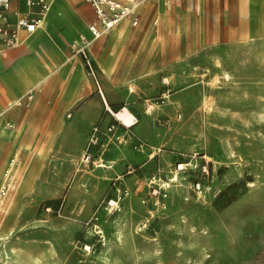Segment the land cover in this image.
Returning <instances> with one entry per match:
<instances>
[{"label":"rangeland","instance_id":"374dc122","mask_svg":"<svg viewBox=\"0 0 264 264\" xmlns=\"http://www.w3.org/2000/svg\"><path fill=\"white\" fill-rule=\"evenodd\" d=\"M203 3L201 19L175 6L187 19L156 38L148 18L147 35L185 59L152 68L163 79L156 92L150 78L116 85L124 101L110 107L126 106L139 121L130 125L104 111L98 143L90 144L95 162L82 155L96 123L79 157L60 146L62 140L73 147L72 138L47 129L37 132L47 149L33 138L22 147L13 169L17 190L4 207L7 216L0 214V264H264V0ZM69 52L76 54L70 45ZM61 84L53 81L54 93ZM184 90V108L171 116L157 112ZM27 95L6 107L14 135L7 131L4 139L0 130V182L22 144L15 119L34 120L38 112ZM44 105L45 123L53 103ZM77 132H84L82 121Z\"/></svg>","mask_w":264,"mask_h":264},{"label":"crops","instance_id":"0c3cea01","mask_svg":"<svg viewBox=\"0 0 264 264\" xmlns=\"http://www.w3.org/2000/svg\"><path fill=\"white\" fill-rule=\"evenodd\" d=\"M241 2L244 4L249 0H241ZM13 6L24 8L20 0H13ZM175 6L178 10L180 8L187 9V14H191L190 12L193 11L196 13L197 19H201V15L204 14L203 0H170V6L167 5V0H147L140 7V20L136 26L126 19L109 33L92 41L90 47L93 46L92 54L104 85V87L102 86L104 97L100 92L93 94L92 77L85 70L84 60L82 59V61L80 56L76 55L77 53L75 55L68 54L72 41L80 35L91 36L89 25L91 23L99 24L93 6L87 0H53L43 24L31 37L20 46L0 50V119L2 118L4 124L7 121L13 124L10 128L2 125L4 139H7L9 134L7 131L10 132L14 127L12 111L6 110V107L11 105V100L17 98L8 100L11 96L15 95L20 98L28 90L33 89L35 92L32 91V99L35 97L33 107L38 111L35 113L34 120H31L27 115L24 118V115L21 114L22 117L15 119L18 125L17 129L20 130L18 142L22 143L12 151V158L15 153L19 155V159L15 163L21 160L22 147L32 138L36 146L47 149V138L42 139L37 134V132L46 129L51 132L52 137L55 133H65L68 138H72L74 140L73 147L69 146L68 141L66 145L62 140L60 146L65 152H70V155L79 157L80 150L78 148L83 145L91 124L96 123L104 111H110L109 106L112 107V105L124 101L122 91L119 90L120 93H118L115 90L117 84H124L130 78H135L141 84L150 78L151 92H156L160 88V83H163V79L160 81L159 77L152 73V68L164 66L172 60L173 62L182 61L185 59V54L178 53L171 56L165 41L157 42L148 36L146 32L149 28L147 26L148 18L153 15L152 36L156 38L158 31H170L174 27L175 20L187 19L186 12H182L186 15L174 13ZM244 8L242 13L248 15L249 12H246ZM164 16L168 18L167 26L160 28L164 22ZM156 17L157 21H155ZM143 20L144 24L141 25ZM129 41H132L133 44L129 45ZM59 65L62 66L60 71L57 75H53L54 69ZM54 80H60L62 83L60 90L56 93L52 88ZM36 86H38L37 90L34 88ZM29 87L33 88L28 89ZM65 90H68L70 94H66ZM186 93L187 90H184L173 95L157 112L169 116L175 114L179 108H184L179 103L186 98ZM45 100L52 101L53 105L49 119L44 123L41 118L43 112L47 111L44 109L46 107ZM92 105L94 113L91 116H85L87 107L90 108ZM68 111H71L70 115H68ZM81 121L84 123L83 134L77 132L78 124ZM177 132H181V130L178 128ZM71 162L74 163V159ZM71 162L65 163L66 168L62 171L63 173L61 172L62 174L70 173L71 170L68 166H72ZM9 172L17 184L19 178L13 170ZM79 175L84 177L87 174L82 170ZM5 177L4 174L0 187ZM7 201L8 199L0 209V214L4 212ZM4 214L8 213L4 212ZM5 215L2 218H5Z\"/></svg>","mask_w":264,"mask_h":264},{"label":"built area","instance_id":"2783aa9c","mask_svg":"<svg viewBox=\"0 0 264 264\" xmlns=\"http://www.w3.org/2000/svg\"><path fill=\"white\" fill-rule=\"evenodd\" d=\"M24 8L14 7L13 0H0V50L16 47L23 44L26 39L31 37L43 24L44 19L51 8L53 0H20ZM93 6L99 24L91 23L89 30L91 36L80 35L76 40L72 41V49L82 57L88 73L92 75L96 81L99 92L103 95L101 82L98 78L93 59L90 54V44L96 38L112 31L118 24L126 19L136 26L140 20V7L147 0H87ZM170 6V0H167ZM157 17L155 21H157ZM33 92L29 91L27 98L30 100ZM10 128L13 124L9 121L4 124ZM109 129H112L110 126ZM94 134L91 138L88 148L83 152L82 159L85 162H95L90 144L98 143V134L101 131V124L96 123L93 126ZM14 161L19 159L18 153L13 157ZM101 165V161H97ZM6 177L0 187V209L6 200L15 194L17 190L15 179L12 174L7 171ZM157 194V190H154Z\"/></svg>","mask_w":264,"mask_h":264},{"label":"bare ground","instance_id":"6f19581e","mask_svg":"<svg viewBox=\"0 0 264 264\" xmlns=\"http://www.w3.org/2000/svg\"><path fill=\"white\" fill-rule=\"evenodd\" d=\"M48 15V14H47ZM46 21V20H45ZM264 23V22H263ZM164 26H166V22H165V19H164V22L162 23V25H160V28L161 27H164ZM264 29V28H263ZM5 60V59H4ZM2 64V63H1ZM4 66V65H3ZM132 85V90H134V86H135V84L134 83H132L131 84ZM31 88H33V87H31ZM35 88V87H34ZM136 88V87H135ZM29 91H33V89H31V90H28V92ZM20 101H21V97L20 98H16L15 100H11V105L12 104H15V103H20ZM150 103V102H149ZM207 103V102H206ZM154 105V104H153ZM109 108H110V111L113 113V114H115L116 116H117V118H119V119H121V120H123L124 122H126V123H129L130 125H133V124H135L137 121H139V119L138 118H136L135 116H133V115H131L128 111H127V107L125 106V107H123V108H121V109H119V110H117V111H115V110H113L110 106H109ZM107 109V108H106ZM153 110V109H152ZM89 111L91 112V113H94V108H93V105L89 108ZM149 112H151L150 111V108H149ZM1 122H2V118L0 119V130L2 129L1 127ZM10 134L12 135H14V130H11L10 131ZM3 139V138H2ZM14 161V159H12L11 160V162H10V164L8 165V167H7V169H6V172H5V174L7 173V171H11V170H13L14 169V166H15V161ZM3 162V161H2ZM13 162V163H12ZM2 166V165H1ZM183 167H186V165H183ZM12 257H16L15 255H12ZM36 258V257H35Z\"/></svg>","mask_w":264,"mask_h":264}]
</instances>
